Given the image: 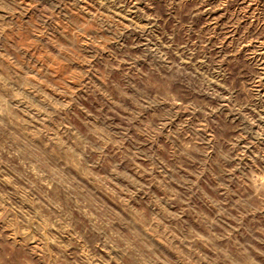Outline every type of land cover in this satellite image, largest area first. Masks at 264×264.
I'll return each instance as SVG.
<instances>
[{
    "label": "rangeland",
    "instance_id": "1",
    "mask_svg": "<svg viewBox=\"0 0 264 264\" xmlns=\"http://www.w3.org/2000/svg\"><path fill=\"white\" fill-rule=\"evenodd\" d=\"M0 264H264V0H0Z\"/></svg>",
    "mask_w": 264,
    "mask_h": 264
}]
</instances>
